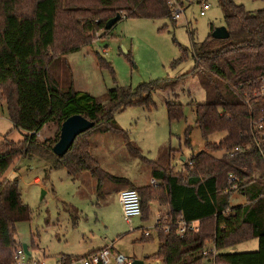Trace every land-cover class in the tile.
Instances as JSON below:
<instances>
[{
  "label": "trees",
  "instance_id": "trees-1",
  "mask_svg": "<svg viewBox=\"0 0 264 264\" xmlns=\"http://www.w3.org/2000/svg\"><path fill=\"white\" fill-rule=\"evenodd\" d=\"M169 1L0 0V114L5 103L14 127L25 132L18 142L6 139L0 143V264H16L15 254L23 247L15 237L16 225L29 221L32 215L22 200L19 179L6 178L5 174L14 160L33 156L46 161L51 169L65 168L70 175L89 172L97 179L99 192L106 180L136 189L145 221L151 216V201L167 206L170 231L156 226L159 247L148 259L163 264H264V139L260 141L259 131L254 130V123L262 118L264 122V8L250 11L234 0H217L224 9L229 38H214L216 26L212 25L208 37L198 42L195 31L189 29L192 48L180 45L181 56L172 62L177 68L191 51L195 63L189 72L145 82L135 90L115 87L109 90L106 103L71 88L62 89L52 73L57 58L110 35L106 23L118 13L176 22ZM189 1L178 0L182 5ZM101 31L103 34L96 36ZM97 58L101 66L113 70L105 57L97 54ZM190 78L200 82L206 96L204 102L189 103L206 140L205 149L185 161L180 172L172 166L153 165L157 184L139 186L105 171L91 151L89 133L121 134L131 154L142 156L128 131L118 125L116 114L135 105L154 107L156 91L173 89ZM166 106L171 121L184 117V104L178 95L168 98ZM75 114L85 116L95 126L78 135L68 152L59 157L53 146L62 123ZM51 122L58 124L56 138L40 142L38 134ZM191 131L189 126L188 144ZM221 132L225 136L218 143L208 141ZM237 147L242 151L230 155ZM221 150L224 155L216 157L214 153ZM234 192L244 195L246 203L232 205ZM180 217L187 222L199 221V228L179 236ZM255 238L259 242L255 251L226 252ZM208 243L215 244V257L203 254Z\"/></svg>",
  "mask_w": 264,
  "mask_h": 264
},
{
  "label": "rangeland",
  "instance_id": "rangeland-1",
  "mask_svg": "<svg viewBox=\"0 0 264 264\" xmlns=\"http://www.w3.org/2000/svg\"><path fill=\"white\" fill-rule=\"evenodd\" d=\"M203 1L210 4L205 15L200 13ZM234 1L250 11L264 8V0ZM184 7L185 11L176 22L170 18L123 16L109 30L110 35L100 36L90 46L57 58L52 65V73L59 79L62 89L71 88L81 94H89L99 103H106L109 90L115 87L135 90L145 82L179 77L189 72L195 63L190 51L181 65L172 67V62L181 56L180 45L192 48L189 29L195 31V41L201 42L211 33L212 25H224V9L217 0H190ZM102 34L103 31L96 36ZM97 54L105 57L113 70L101 66ZM176 95L178 101L184 104V117L171 121L166 100ZM152 99L154 107L135 105L116 114L118 125L128 131L133 146L140 150L143 157L131 154L121 134L92 131L88 135L92 153L101 166L116 176L130 178L137 185L152 181L153 165L183 170V157L188 161L206 146L189 105L193 101L206 100L197 79H187L173 89L158 90ZM3 108L5 111L0 114V143L6 139L22 140L25 132L14 127L5 103ZM189 126H192L190 144L186 135ZM57 132L58 124L51 122L38 134V140L53 141ZM224 136V132L216 133L208 141L218 143ZM224 153L221 150L214 155L222 157ZM5 177L19 179L22 200L32 212L29 221L16 225L15 235L20 245L28 246L29 259L57 264L61 256H83L97 247L114 245L116 250L133 260L150 256L158 249L154 213L146 221L135 218L132 225L125 221L117 194L119 189L129 188L123 183L106 180L99 192L97 180L90 173L70 175L65 168L51 169L46 161L37 156L14 160ZM36 178L40 179V183L35 182ZM230 202L234 206L244 204L246 198L234 192ZM169 221L166 209L160 223L167 224ZM142 226L149 228L151 239L143 240L145 228ZM254 242L250 239L241 243L250 246ZM207 246H212V243ZM242 246L245 245L240 248ZM234 247L227 251L238 252ZM152 261L154 264L161 262Z\"/></svg>",
  "mask_w": 264,
  "mask_h": 264
},
{
  "label": "built area",
  "instance_id": "built-area-1",
  "mask_svg": "<svg viewBox=\"0 0 264 264\" xmlns=\"http://www.w3.org/2000/svg\"><path fill=\"white\" fill-rule=\"evenodd\" d=\"M201 9V15L206 14V10L209 9L210 4L203 1ZM169 5L173 12V18L178 20L181 17V14L185 11L184 5H182L178 0H170ZM264 91V89H263ZM254 130L259 131V138L262 141L264 139V122L263 118L259 122L254 123ZM242 151L241 147H237L233 150H230V155H234L236 152ZM191 165L192 162H189ZM234 180V178L232 177ZM151 184H157L155 179H152ZM233 188H237V185H234ZM119 200L121 203L122 213L127 224L132 225L135 218L142 217V206L141 198L136 189L125 188L119 193ZM157 225H162L164 232H169V225L161 224L162 213H157ZM155 226V227H156ZM177 233L179 236L183 237L189 230H197L199 228V221L187 222L183 217H180L177 222ZM143 236L150 237L151 232L149 228H145L143 231ZM218 250L214 243L212 246H207L203 252L206 256H216ZM29 255L25 252L23 247L18 248L15 254L16 264H45L40 260L29 259ZM131 259H129L125 254L115 249L114 245H106L105 247L89 253L84 256H61L57 264H132ZM160 263V261H159Z\"/></svg>",
  "mask_w": 264,
  "mask_h": 264
},
{
  "label": "water",
  "instance_id": "water-1",
  "mask_svg": "<svg viewBox=\"0 0 264 264\" xmlns=\"http://www.w3.org/2000/svg\"><path fill=\"white\" fill-rule=\"evenodd\" d=\"M123 15L118 13L114 18H111L106 23V30L112 29L121 19ZM212 36L216 39H227L230 33L225 25L218 26L212 32ZM95 126V122L89 120L81 114H75L67 118L61 125L60 136L58 142L54 145L53 151L59 156L63 157L70 147L73 145L78 135L92 129ZM25 252L30 256L29 248L26 244L23 245ZM144 259H135L132 264H150Z\"/></svg>",
  "mask_w": 264,
  "mask_h": 264
},
{
  "label": "crops",
  "instance_id": "crops-1",
  "mask_svg": "<svg viewBox=\"0 0 264 264\" xmlns=\"http://www.w3.org/2000/svg\"><path fill=\"white\" fill-rule=\"evenodd\" d=\"M205 149V146H203V149H201V150H204ZM201 150H199V151H201ZM92 151V150H91ZM199 151H197V153L199 152ZM196 154V153H195ZM94 155V154H93ZM95 157V156H94ZM96 158V157H95ZM97 159V158H96ZM98 160V159H97ZM183 160L184 161H187V158L186 157H183ZM98 162H99V160H98ZM99 164H100V166H101V163L99 162ZM102 167V166H101ZM103 168V167H102ZM104 169V168H103ZM105 171H107L106 169H104ZM174 170L176 171V172H180V169L179 168H174ZM181 171H183L182 169H181ZM107 172H109V171H107ZM89 173V172H88ZM109 173H111V172H109ZM112 174V173H111ZM91 175V174H90ZM114 175V174H113ZM92 176V175H91ZM93 177V176H92ZM118 177H121V176H118ZM94 178V177H93ZM125 178H127V177H125ZM95 180H97L96 178H94ZM131 182H133L134 184H136L134 181H132L130 178H128ZM152 179H154V177H152ZM35 182H38V183H40V179L39 178H36L35 179ZM115 183H117V182H115ZM119 184H121L122 182H118ZM151 183V182H150ZM105 184V183H104ZM124 184V183H123ZM137 185V184H136ZM139 186H141V185H139ZM103 189V188H102ZM123 189H125V188H122V189H119L118 191H117V194H118V197H119V193L123 190ZM118 204L120 205V209L122 210V208H121V203H120V200H119V198H118ZM240 204V203H239ZM243 204V203H242ZM149 206H150V209H151V214H153L154 213V215H155V225H154V228L156 229V221H157V213L158 212H161V213H163V212H165L166 211V207H164L163 205H161V204H159L157 201H151L150 203H149ZM141 219H142V217H141ZM143 220V219H142ZM138 227V226H137ZM140 227V226H139ZM143 228H148V227H144V226H142ZM156 231H157V229H156ZM151 236H152V234H151ZM254 243L255 244H251L250 246L248 245L247 246V244H245V243H241V244H239L238 245V247L236 246V247H234V250H238V252H249V250H252V249H255V248H257L258 249V247H259V242H258V239H254ZM241 245H245L243 248L241 247L240 248V246ZM103 247H105V246H101V247H97V248H95V249H93V250H91V251H89L88 253H86L85 255H87V254H89V253H92V252H95V251H97V250H99V249H101V248H103ZM158 247H159V243H158ZM116 249V248H115ZM256 249V250H257ZM158 250V249H157ZM229 250V249H228ZM157 252V251H156ZM155 252V253H156ZM226 252H234V251H227L226 250ZM151 255H153V254H151ZM84 256V255H83ZM149 256V255H148ZM148 256H146L147 257V259H146V261L148 262V263H150V264H154L155 262L154 261H152L153 259H148ZM145 257H137V259H144ZM132 260V259H131ZM133 260H135V259H133ZM156 263H158V264H163L162 262H156Z\"/></svg>",
  "mask_w": 264,
  "mask_h": 264
}]
</instances>
